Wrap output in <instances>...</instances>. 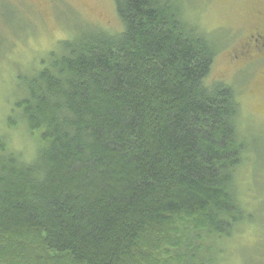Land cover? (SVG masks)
<instances>
[{
    "label": "trees",
    "instance_id": "16d2710c",
    "mask_svg": "<svg viewBox=\"0 0 264 264\" xmlns=\"http://www.w3.org/2000/svg\"><path fill=\"white\" fill-rule=\"evenodd\" d=\"M115 4L121 31L86 29L18 82L10 116L37 146L0 135V264H227L254 223L239 94L208 81L220 38L181 0Z\"/></svg>",
    "mask_w": 264,
    "mask_h": 264
},
{
    "label": "rangeland",
    "instance_id": "374dc122",
    "mask_svg": "<svg viewBox=\"0 0 264 264\" xmlns=\"http://www.w3.org/2000/svg\"><path fill=\"white\" fill-rule=\"evenodd\" d=\"M181 1L195 23L220 38L208 81L233 86L242 106L240 131L247 158L236 182L242 202L255 215L254 223L227 245V264H246L252 256L255 264H264V79L232 60L238 22L254 8L255 0ZM89 28L110 33L124 28L114 0H0V135L6 136L9 148L32 157L37 146V133L10 116L19 96L18 82L30 77L63 41ZM238 246L254 248V254H238Z\"/></svg>",
    "mask_w": 264,
    "mask_h": 264
},
{
    "label": "flooded vegetation",
    "instance_id": "af4514ba",
    "mask_svg": "<svg viewBox=\"0 0 264 264\" xmlns=\"http://www.w3.org/2000/svg\"><path fill=\"white\" fill-rule=\"evenodd\" d=\"M246 14L238 22V43L232 60L239 68L250 67L264 79V0H255L254 8Z\"/></svg>",
    "mask_w": 264,
    "mask_h": 264
}]
</instances>
